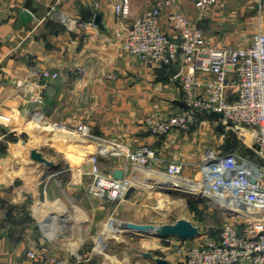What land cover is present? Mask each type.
Here are the masks:
<instances>
[{
	"label": "crops",
	"instance_id": "1",
	"mask_svg": "<svg viewBox=\"0 0 264 264\" xmlns=\"http://www.w3.org/2000/svg\"><path fill=\"white\" fill-rule=\"evenodd\" d=\"M173 1L167 4L165 0H131L132 15L159 6L162 27L176 37L172 16L180 10L203 30L213 47L247 46L253 34L264 31V0L261 5L256 0H218L204 10L197 8L194 0ZM118 2L0 0V264H22L30 250H36L40 257L73 258L80 254L78 248L84 240L77 241L74 235L64 233L58 224L59 214L48 219L53 211L46 205L53 198L63 203L64 198L80 189L59 180L65 172L72 177L87 175L92 171L94 157L100 158L88 153L76 165L63 155L60 163L53 161L56 171L33 160L31 149L24 147L27 137L21 133L28 135V129L38 124L31 120L32 94L19 87V81L44 82L36 90L44 99L41 109L45 119L51 123L44 127L70 132V128L87 123L92 138L118 142L126 148L149 144L164 160H182L185 178L199 177L207 148L198 132L203 125H215L214 120L220 118L210 114L214 120H202L204 115L190 130H174L165 136L152 130L147 118L154 111L172 112L182 107L177 103L183 101L181 84L167 66H150L122 48L115 33L128 25L131 17L117 14ZM25 11L32 14L26 22L22 19ZM70 18L96 26L68 28L66 19ZM45 70L58 71L60 75L43 79ZM200 78L206 80L208 76ZM218 134L222 138L220 132L214 133L212 149L222 151ZM241 139L250 146L249 134ZM103 151L116 152L110 147ZM110 162V169L104 172L122 169L128 174L123 161ZM86 209L88 213V205ZM86 235L88 238V232ZM194 240L184 241L194 244ZM162 257L175 264H187L185 255ZM140 260V264H154L144 257Z\"/></svg>",
	"mask_w": 264,
	"mask_h": 264
},
{
	"label": "built area",
	"instance_id": "2",
	"mask_svg": "<svg viewBox=\"0 0 264 264\" xmlns=\"http://www.w3.org/2000/svg\"><path fill=\"white\" fill-rule=\"evenodd\" d=\"M256 1L260 5L263 2ZM165 2L171 4L174 1ZM217 2L194 0L201 10ZM115 10L122 18L131 17V22L115 33L121 39L124 50L150 66H177L174 77L180 81L182 100L187 107L172 112L154 111L149 115L147 120L155 133L165 136L174 130L188 131L197 125L200 116L215 111L221 113V119L239 134L247 129L251 136L248 147L253 151V157L239 151L222 153L212 148L205 152L199 177L192 182L213 203L230 209L241 220L237 223L227 221L218 235L201 234L186 250L187 264H264V31L253 34L247 46L213 47L206 40L203 30L180 10L174 11L172 16L176 37L162 27L159 6H152L140 15H132L131 0H120ZM66 24L68 28L96 26L75 18L66 19ZM59 75L58 71L45 70L41 77L55 79ZM205 75L208 78L202 80L200 76ZM17 84L32 94L34 106L31 120L36 124L51 125L41 109L44 102L41 92L36 91L44 82L31 84L19 81ZM69 131L86 138L91 136V127L87 123ZM107 143L106 146L116 152L118 149L115 146L123 150L121 153L125 152L126 167L133 164L144 171L162 173L172 180L191 181L183 176L185 163L182 160H164L158 150L149 144L126 148L118 142ZM92 174L90 190L98 198L119 199L132 184L127 173L123 178H116L113 171L100 169L96 156ZM164 241L176 245L178 250L183 249L185 242L175 237L164 238ZM22 264L84 262L79 253L73 258L40 257L36 250H30Z\"/></svg>",
	"mask_w": 264,
	"mask_h": 264
},
{
	"label": "rangeland",
	"instance_id": "3",
	"mask_svg": "<svg viewBox=\"0 0 264 264\" xmlns=\"http://www.w3.org/2000/svg\"><path fill=\"white\" fill-rule=\"evenodd\" d=\"M204 119L215 118L205 115L202 120ZM214 122L215 125H203L205 127L198 132L200 137L204 138L202 144L206 146V151L214 145V133L220 132L222 138L220 140L218 134L217 139L223 145L222 153L239 151L243 155L254 156L251 148L241 139L248 135L247 129H243L242 134H239L238 130L222 119H215ZM27 134L21 133L23 138L27 137L25 150L36 148L47 159L56 163H60L63 155H66L77 165L81 163L82 155L93 153L100 155L99 159L97 157V164L104 171L110 169L111 160L123 161V164L127 165L125 152L121 153L123 150L115 146L118 152L106 153L103 149L108 148L106 146L108 143L91 136L86 138L76 133L54 130L44 127L43 123L34 124L28 129ZM74 168L77 170L78 167ZM126 168L127 175L132 174V184L119 199H102L91 193L92 171L76 177H72L70 172H65L63 178L60 177L59 180H64L63 184L69 187L76 184L80 189L72 195L68 194L70 196L64 198L63 203L53 197L47 202V208L50 207L53 211L48 215V219H54L55 213L59 214L58 224L63 226L64 233L74 235L77 241L84 240L78 248L84 264H140L142 262L140 252L149 251L155 256H183L192 245L190 242H184L183 249L178 250L176 245L149 237L145 230L124 227L125 222L141 226L172 223L180 218H186L198 226L201 234L215 236L220 233L227 221L237 223L241 220L234 214L214 206L211 201L203 199L199 194L187 195L178 190H166L161 186L145 183L141 178L147 176L146 171L133 164ZM56 170L54 167L53 171ZM86 205L89 206L88 213ZM91 206H94V209ZM198 239L199 237L193 242Z\"/></svg>",
	"mask_w": 264,
	"mask_h": 264
},
{
	"label": "water",
	"instance_id": "4",
	"mask_svg": "<svg viewBox=\"0 0 264 264\" xmlns=\"http://www.w3.org/2000/svg\"><path fill=\"white\" fill-rule=\"evenodd\" d=\"M32 18V14H30V12L25 11L22 13V19L23 21H28ZM99 21V17H97L96 22L98 23ZM167 67L170 69V72L172 74H176V70L173 69L172 65H167ZM177 103L186 108L187 105L185 102L183 101H177ZM211 115L216 117V118H223V115L219 112H211ZM30 157L38 162H42L44 163V165H46V167L52 169L54 167H56V164L47 159L40 150L33 148L30 151ZM125 175L124 170L122 169H116L114 171V176L116 178H123V176ZM166 177V176H165ZM164 180H161V182H152V185H156V186H161L162 188H165L166 190H178L180 192H183L184 194H199L203 199H208L209 201H211V203L221 209H224L225 211H227V213L229 214H234L230 209L222 207L220 205H217L215 203L212 202V200L205 194H203L199 189H194L192 191L186 190L184 189V187L178 185V184H174V180L170 179V178H163ZM149 183V182H147ZM123 226L126 228H130V229H140V230H145V232H148V236H155V237H159V238H167V237H175L178 238L180 240H194L197 237H199L201 235L200 229L198 228V226L194 225L190 220L186 219V218H180L178 220H176L175 222L172 223H163V224H147V225H136L133 224L131 222H125L123 223ZM141 256L144 258H147L149 260H151L154 264H175L174 262L168 260L165 257L162 256H154L152 254V252L149 251H145V252H140Z\"/></svg>",
	"mask_w": 264,
	"mask_h": 264
},
{
	"label": "bare ground",
	"instance_id": "5",
	"mask_svg": "<svg viewBox=\"0 0 264 264\" xmlns=\"http://www.w3.org/2000/svg\"><path fill=\"white\" fill-rule=\"evenodd\" d=\"M59 129V128H58ZM57 130V129H54ZM54 133V132H53ZM61 133V132H60ZM75 150V149H74ZM78 152V151H77ZM86 159V158H85ZM84 161V160H83ZM140 171V170H139ZM145 172V171H144ZM145 173H147V176H144L142 179V181H144L145 183L149 182L150 184L152 182H161V180H164L163 178H167L165 177L164 174L162 173H157L155 171H151V170H147ZM153 184V183H152ZM151 184V185H152ZM174 184H178L182 187H184V189L192 191L194 189L197 188V184H194L193 182H189L187 180H174ZM61 225V224H60ZM59 225V227H60ZM56 226V224H55ZM62 227V226H61ZM53 228V227H52ZM62 229V228H61Z\"/></svg>",
	"mask_w": 264,
	"mask_h": 264
},
{
	"label": "trees",
	"instance_id": "6",
	"mask_svg": "<svg viewBox=\"0 0 264 264\" xmlns=\"http://www.w3.org/2000/svg\"><path fill=\"white\" fill-rule=\"evenodd\" d=\"M207 116L210 117V114H207ZM200 117H203V116H200ZM200 119H201V118H200ZM190 201H193V202H195V203H198V202H196V201H194V200H190ZM216 235H218V234H216Z\"/></svg>",
	"mask_w": 264,
	"mask_h": 264
}]
</instances>
